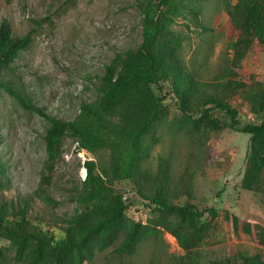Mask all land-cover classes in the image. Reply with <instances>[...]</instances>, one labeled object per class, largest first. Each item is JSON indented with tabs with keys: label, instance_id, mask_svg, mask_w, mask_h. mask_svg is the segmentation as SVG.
Listing matches in <instances>:
<instances>
[{
	"label": "trees",
	"instance_id": "trees-1",
	"mask_svg": "<svg viewBox=\"0 0 264 264\" xmlns=\"http://www.w3.org/2000/svg\"><path fill=\"white\" fill-rule=\"evenodd\" d=\"M207 1L138 0L140 41L133 48L113 53L98 75L94 98L82 101L71 119L42 111L17 82L2 80L4 70L31 43L32 33L14 36L9 21L0 20V88L5 87L23 108L42 116L46 123V158L34 195L46 203H57L47 187L65 137L92 156L83 161L85 177L70 191L69 199L75 203L71 213L59 218L33 216L27 201L0 199V264H84L108 248L119 256H133L150 239L160 253L164 232L174 235L185 251L174 264H264V228L256 225L252 234L247 220L243 227L254 244L238 245L246 250L237 248L221 255L218 248L200 249L199 244L210 239L206 229H211L210 221L217 212L214 204L195 202L201 183L191 167L202 166L204 147L198 144L197 151L190 152L192 162L181 172L172 166L177 153L158 154L154 165L148 164L155 145L167 139L180 134L189 138L197 130L223 127L249 135L240 186L250 189L264 176V73L261 80L247 83L238 81L233 69L243 63L254 41L264 45V0H236L233 4L224 0L238 34L230 40L232 53L223 69L211 80L186 67L181 55L184 38L173 28L176 18L182 16L188 20L186 26H194L192 30L209 31L201 18ZM162 83L170 85L167 93L156 92L154 87L161 90ZM237 91L239 100L248 103L252 121L242 122L231 105L229 98ZM170 93L172 101L165 102ZM214 112L223 114L224 121ZM161 118L162 123L156 125ZM199 133L191 138L193 143L201 142ZM6 172L0 156V190L8 183ZM125 172L130 173L136 200L115 187ZM135 202L151 213L146 221L127 214ZM232 215L236 229L237 217Z\"/></svg>",
	"mask_w": 264,
	"mask_h": 264
},
{
	"label": "rangeland",
	"instance_id": "rangeland-1",
	"mask_svg": "<svg viewBox=\"0 0 264 264\" xmlns=\"http://www.w3.org/2000/svg\"><path fill=\"white\" fill-rule=\"evenodd\" d=\"M137 1L0 0V20L9 21L12 34L32 33L31 43L19 53L11 68L4 70L2 80L17 82L21 92L42 111L62 119L73 118L82 101L94 98L98 75L113 53L133 48L140 41ZM227 1L233 4L236 0ZM201 18L204 25L210 27L209 31L192 30L194 26H186L188 20H183L182 16L176 18L173 28L184 38L181 55L186 67L200 73L205 80H211L223 69L226 58L232 53L230 40L238 32L226 12L224 0L205 2ZM242 62L233 66L238 81L261 80L264 45L254 41L251 52ZM154 88L157 93L164 94L170 85L162 83L161 90ZM237 92L229 98L231 105L239 111L242 122L252 121L254 115L246 106L248 103L240 101V92ZM171 97L172 93L168 94L165 102L170 103ZM214 114L224 121L223 114ZM161 123L162 118L155 124ZM45 125L42 116L23 108L5 87L0 88V156L6 164L8 178V183L0 190V199L27 201L33 216L59 218L73 211L75 203L69 199L70 191L84 176L83 161L92 156L78 149L71 137H65L61 157L47 187V192L57 203L52 205L35 196L33 191L46 158ZM197 133L193 132L189 138L180 134L170 139L172 142L166 138L163 144L155 145L148 164L154 165L158 154L177 153L172 158V166L181 172L192 162L190 152H196L198 144L204 147L202 166L191 167L195 168L194 178L201 183L196 190L195 202L214 204L217 212L210 221L211 229H206L210 239L208 243L199 244L200 249L205 252L210 247L218 248L221 255L232 254L237 248L246 250L245 246L238 245L254 244L250 233H256V225L264 228V176L250 189L240 186L247 164L249 135L217 127L202 130L199 133L201 142L193 143L191 138ZM107 159L104 154L105 163ZM129 176L130 173L125 172L115 187L136 200L138 197L133 193ZM127 212L130 217L143 222L151 215L147 208L136 202ZM232 214L237 217L236 229L232 225ZM246 220L250 223V233L243 227ZM161 246L163 248L157 253L158 248L150 239L142 243L133 256H119L108 248L96 252L92 260L84 264H174L177 256L185 252L177 238L166 232Z\"/></svg>",
	"mask_w": 264,
	"mask_h": 264
},
{
	"label": "clouds",
	"instance_id": "clouds-1",
	"mask_svg": "<svg viewBox=\"0 0 264 264\" xmlns=\"http://www.w3.org/2000/svg\"><path fill=\"white\" fill-rule=\"evenodd\" d=\"M85 171H86V170H85V167H84V176H83L82 178H84V177H85Z\"/></svg>",
	"mask_w": 264,
	"mask_h": 264
}]
</instances>
